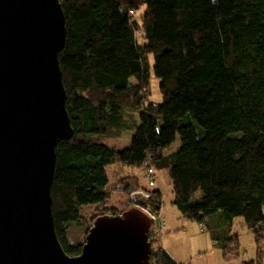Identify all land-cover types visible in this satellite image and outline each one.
I'll return each instance as SVG.
<instances>
[{
    "label": "trees",
    "instance_id": "obj_1",
    "mask_svg": "<svg viewBox=\"0 0 264 264\" xmlns=\"http://www.w3.org/2000/svg\"><path fill=\"white\" fill-rule=\"evenodd\" d=\"M60 2L59 62L74 130L58 145L52 185L64 251L82 253L83 243H70L72 226L107 215L88 217L109 201L111 168H131L147 180L149 171L165 172L173 206L204 229L218 213L229 224L242 218L258 248L257 262L247 264H264V0ZM153 77L161 104L152 103ZM132 130L128 148L109 146ZM178 136L180 149L167 152ZM129 178L124 192L148 203L133 202L160 212L162 192L138 174ZM229 231L222 241L211 234L225 258L240 246ZM156 257L179 264L162 245Z\"/></svg>",
    "mask_w": 264,
    "mask_h": 264
},
{
    "label": "water",
    "instance_id": "obj_2",
    "mask_svg": "<svg viewBox=\"0 0 264 264\" xmlns=\"http://www.w3.org/2000/svg\"><path fill=\"white\" fill-rule=\"evenodd\" d=\"M60 0H0V264H150L151 215L98 217L71 257L55 230L57 148L74 136L59 55Z\"/></svg>",
    "mask_w": 264,
    "mask_h": 264
},
{
    "label": "rangeland",
    "instance_id": "obj_3",
    "mask_svg": "<svg viewBox=\"0 0 264 264\" xmlns=\"http://www.w3.org/2000/svg\"><path fill=\"white\" fill-rule=\"evenodd\" d=\"M137 38L139 41L143 40L140 37V35H138ZM131 83L133 84L136 83V80L132 79ZM151 89H152V103L161 104L162 95L159 91V81L156 80L155 77H153ZM134 134L135 131L133 130L123 132L119 139L108 140V143L111 144L109 146L114 145L113 147H116L117 150L128 148L132 144ZM180 147H181V140L180 137L178 136L176 142L172 145L170 149L167 150V152H175L179 150ZM131 172L134 175L138 174L140 184L145 187H148L149 182L145 178L143 171H131V168H125V169L123 168L118 169L115 167L111 168L110 171L111 185L109 186V193H110L109 201L107 202V205H105V208H103L100 211H97L95 214L88 215V217L97 216V214L101 213L102 211L107 213V215H113V214L119 215L136 205L133 202V200H136L139 203H143V204L148 203L147 198L144 197L143 193H137L136 195H132V192L129 193L124 192L127 185L128 186L129 184L133 185L135 182V179L129 178ZM154 180L156 186V187L154 186V189H160L163 194L162 208L164 210V214L162 213L161 216L163 219L164 227L162 229L161 245L164 244L165 246L172 248L171 250L173 251L184 249L183 250L184 252L182 253V256L184 258L183 260L188 258L187 260L189 261L188 262L185 261L186 263L183 264H207L209 260H213L211 258L212 257L211 254H209L208 256L206 255V256H198V257H192V256L188 257L189 253L187 252V248L193 246V243H200V247L204 248V243H203L204 239L201 236H199L200 234L198 232L200 229L199 225L196 222H192V223L188 222L189 223L188 228L187 231H185V228L181 226L182 222L179 223L174 216L173 211L178 213L177 212L178 210L173 206L174 193L170 179L168 178L165 172H157L154 175ZM139 190L141 189H138L137 191ZM168 218H170L172 222L169 223ZM180 220L183 221V219ZM90 224L92 223L88 222L87 220L86 223L87 226L84 225V227H80V228L76 226H72L69 234L70 243L84 244L87 237V229L90 226ZM90 229L88 230V232L90 231ZM232 234L239 238V244H240L239 250L236 254L228 256L227 261L226 262L224 261L225 262L224 264H247L251 262H257L256 260L258 257V248H257L255 236L253 232L249 230V228L246 226L242 218H236V221L232 227Z\"/></svg>",
    "mask_w": 264,
    "mask_h": 264
},
{
    "label": "crops",
    "instance_id": "obj_4",
    "mask_svg": "<svg viewBox=\"0 0 264 264\" xmlns=\"http://www.w3.org/2000/svg\"><path fill=\"white\" fill-rule=\"evenodd\" d=\"M158 190H160V189H158ZM173 212H174L175 219L179 223L182 222L181 226H183L185 228V231H187L188 224H189L188 222L192 223V221H189L179 211H177L179 214L176 213L175 211H173ZM160 213H161V215H162V213L164 214L163 208H161ZM166 217H167V215H166ZM180 219H183V221ZM168 220H169V223L172 222V220L170 218H168ZM235 221H236V219L232 222V224L226 223L224 221V219L221 217V215L218 213V214H215V215L209 217V219L207 220V228H205L206 230H204V228H202L201 225L198 224L199 228H200L198 231L200 234L199 236H201L204 239V241H203L204 248L200 247V243H193V246H190L189 248H187V252L189 253L188 257H190V256L198 257V256H206V255L208 256L209 254H211V256H212L211 258L213 260H209L207 264H224L227 261V258H225L223 251L215 246V244L212 240L211 234H213L218 239V241H222L223 238L226 236V231H228V228H229L230 229L229 234L233 236L232 227H233ZM162 249L164 251H166L179 264H183V263H186L189 261V260H187L188 258L183 260L184 258L182 256V253L184 252L183 251L184 249L183 250H174L175 251L174 252L173 250H171L172 248L165 246L164 244H162ZM257 259H258V257H257Z\"/></svg>",
    "mask_w": 264,
    "mask_h": 264
},
{
    "label": "built area",
    "instance_id": "obj_5",
    "mask_svg": "<svg viewBox=\"0 0 264 264\" xmlns=\"http://www.w3.org/2000/svg\"><path fill=\"white\" fill-rule=\"evenodd\" d=\"M149 175V185L151 187L155 186V180L152 177L154 173L152 171L148 172ZM147 212L151 215L153 219V224L150 228L149 232V243L151 245V261L150 264H161L156 257V253L161 248V235H162V229H163V219L160 212H154L150 209L147 210Z\"/></svg>",
    "mask_w": 264,
    "mask_h": 264
}]
</instances>
